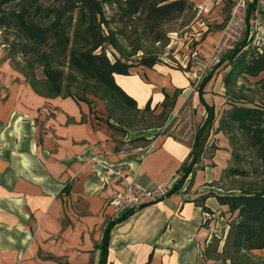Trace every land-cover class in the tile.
<instances>
[{"label": "crops", "instance_id": "obj_1", "mask_svg": "<svg viewBox=\"0 0 264 264\" xmlns=\"http://www.w3.org/2000/svg\"><path fill=\"white\" fill-rule=\"evenodd\" d=\"M252 7L254 35L244 41L243 52L252 40L264 45V10ZM219 34H208L199 47L202 56L211 54ZM4 57L1 53L0 264H99L104 231L115 220L109 201L124 187L120 177L106 180V166L122 169L126 180L145 188H172L191 161L194 142L158 134L147 150H123L91 100L39 94L24 75L15 81L17 69L9 58L2 65ZM228 70L218 74L222 83ZM246 76L263 80L264 71ZM114 79L139 110L149 103L161 112L169 95L172 108L192 98L206 112L182 66L137 65ZM195 166L177 192L112 228L106 264H231L213 253L214 239L222 252L229 230L227 206L217 195L238 193L216 184V168ZM252 254L264 260V248Z\"/></svg>", "mask_w": 264, "mask_h": 264}, {"label": "trees", "instance_id": "obj_2", "mask_svg": "<svg viewBox=\"0 0 264 264\" xmlns=\"http://www.w3.org/2000/svg\"><path fill=\"white\" fill-rule=\"evenodd\" d=\"M107 6L115 9L112 17L108 15ZM191 6L189 0H0V31L13 37L12 40L5 37L2 44L7 50V58L39 94L48 97L71 96L91 102L85 96L77 97L65 85L64 71L59 67L68 63L72 70L93 81L99 88L103 87L136 108V101L116 84L114 75H129L132 67H153L159 60L153 55H143L137 63L131 62L130 58L140 50V46L135 48L134 53H126L120 35H124L128 27L137 30L142 26V30H150L157 40H161L164 34L158 29L159 25ZM253 9L252 6L249 9V19ZM114 22L120 23L121 27H112ZM106 46L118 53H113L114 59L108 55ZM244 46L246 44L242 43L226 53L221 64L202 81L197 90L207 116L196 130L191 161L183 167L184 175L170 189L168 196L182 187L205 151L216 120L215 105L206 99V87L215 71L222 65L230 67L223 78L227 90L237 85L239 78L258 76L264 71V50H254L247 58V53L243 52ZM20 55L25 65L18 61ZM37 65L44 67L46 79L43 85L35 77ZM71 78L75 76L71 75ZM95 96L99 97L97 93ZM168 102L169 95H166L164 110L170 106ZM146 109H150L149 103ZM231 120L252 133V146L264 166V105L235 108ZM217 198L227 206L229 230L222 252H218L220 240L217 239L213 244V253H218L216 259L241 264L236 255L245 257L254 249L264 248V189L217 195ZM131 213H125L107 225L100 244L102 259L99 264H106L112 228Z\"/></svg>", "mask_w": 264, "mask_h": 264}, {"label": "rangeland", "instance_id": "obj_3", "mask_svg": "<svg viewBox=\"0 0 264 264\" xmlns=\"http://www.w3.org/2000/svg\"><path fill=\"white\" fill-rule=\"evenodd\" d=\"M189 1L192 3L189 9L159 25L158 29L164 34L161 40H157L150 30H142V26L137 30L135 27H128L126 33L120 35L126 53L132 54L135 48L140 46V50L130 58L131 62L137 63L143 55H153L161 62L183 67L191 62L193 52L202 56L199 47L208 34L220 32L213 44L214 48L221 39L222 29L228 19L233 0ZM107 12L112 17L115 9L107 6ZM112 27L119 28L121 24L114 22ZM5 37L13 39L10 34L0 31V54L5 55L4 60H6L3 62L1 60L2 65L9 62L6 59L7 50L2 44L5 42ZM259 41L252 40L244 52L247 53V58L257 48L264 50V45ZM106 47L108 55L114 59L113 53L117 55L118 53L112 47ZM22 58L20 55L17 59L25 65V60ZM9 63L13 65L12 61ZM59 68L64 71V83L68 85L71 93L79 98L84 96L89 98L95 109L94 112L99 113L97 117L110 123L114 138L123 150L133 151L138 148L147 150L154 136L158 134L182 137L194 142L196 130L207 116L206 112L201 113L200 104L196 106L192 98L180 108L176 105L172 108L170 105L161 112L152 108L139 110L103 87L99 88L93 81L72 70L68 63ZM214 69L209 74L214 72ZM219 69L206 88L209 102L215 101L216 120L205 145V151L195 168L202 166L216 168L214 170L216 184L224 190L240 193L245 190L264 189V166L252 146V133L240 128L237 122L231 120V113L235 108L242 105L248 107L264 105V80L243 76L239 78L237 85L227 90L218 74L227 71L229 67L222 65ZM16 73L15 81L25 80L18 70ZM71 75L75 78H71ZM35 77L41 81V85L45 83L46 76L42 65L36 66ZM96 93L99 97L95 96ZM201 110L203 111V108ZM219 231L220 236H224L226 227H221ZM217 239L219 238L214 239V243ZM217 254L214 253V256L218 257ZM247 255L245 257L236 255V259L241 264H264V260H260L252 252Z\"/></svg>", "mask_w": 264, "mask_h": 264}, {"label": "built area", "instance_id": "obj_4", "mask_svg": "<svg viewBox=\"0 0 264 264\" xmlns=\"http://www.w3.org/2000/svg\"><path fill=\"white\" fill-rule=\"evenodd\" d=\"M252 5H256L257 10H264V0H234L222 29L221 39L215 44L211 54L204 57L193 52L191 62L183 65L184 73L191 80L193 90H197L209 72L221 64L226 53L254 35L252 20L248 17ZM106 173L107 181L120 177L124 185L122 189L113 192L109 201L114 208L115 220L125 213L134 212L168 197L171 189L167 185H158L153 189L145 188L136 181L126 180L123 170L114 169L112 166H106Z\"/></svg>", "mask_w": 264, "mask_h": 264}]
</instances>
